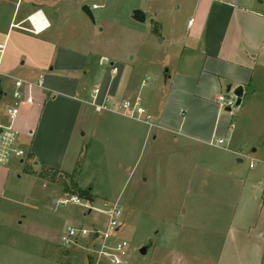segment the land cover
I'll return each mask as SVG.
<instances>
[{
	"label": "rangeland",
	"instance_id": "obj_1",
	"mask_svg": "<svg viewBox=\"0 0 264 264\" xmlns=\"http://www.w3.org/2000/svg\"><path fill=\"white\" fill-rule=\"evenodd\" d=\"M71 1L65 2L66 15L55 14L66 37L63 44L91 54L95 63L106 59L96 74L100 79V70L110 67L116 75L113 86L121 77L117 97L108 98L107 107L115 112L86 106L65 170L56 174L42 170L40 163L33 164L28 157L30 129H17L18 144L27 157L23 163L14 160L0 166V264H97L94 251L102 236L81 238L69 245L61 237L70 226L104 229V211L114 201L119 202L123 216L113 239L128 242L124 264H215L236 204L241 205L240 218L249 212H255L257 219L264 215V164L257 162L251 168L247 156L264 159V69L256 70L244 104L229 111L234 123L233 146L244 160L231 180L228 172L219 171L225 155L220 150L205 146L196 155L191 147L144 139L147 126L124 116L120 108L123 100L132 98H124L122 93L128 76L138 88L148 77L143 88L146 93L157 75L165 74L167 67L175 68V62L166 67L161 62L171 51L167 31L171 33L176 23L185 29L191 16L190 0ZM248 1L260 6V0ZM84 6L90 7L95 20L83 11ZM135 9L146 14L144 22L134 19ZM155 14L163 28L158 37L153 31ZM157 84L161 85V100L167 99L162 81ZM20 111L24 114L25 108ZM202 155L209 163L201 161ZM203 164L208 169L198 168ZM244 182L248 187L242 195L226 192ZM75 184L88 190L93 201L76 190ZM71 194L85 205L58 202ZM142 247H147L145 254Z\"/></svg>",
	"mask_w": 264,
	"mask_h": 264
},
{
	"label": "crops",
	"instance_id": "obj_2",
	"mask_svg": "<svg viewBox=\"0 0 264 264\" xmlns=\"http://www.w3.org/2000/svg\"><path fill=\"white\" fill-rule=\"evenodd\" d=\"M68 1L71 0H0V43L5 45L0 64L1 85L9 80L2 85L0 101L5 109L0 108L5 114L0 113V119L8 121L6 107L13 103L15 80L36 81L42 76L43 86L34 90L35 102L24 107V114L20 115L19 110L14 126L20 131L30 129L28 152L33 154L36 165L60 171L65 170L70 145L86 106L97 107L108 98H116L121 79L118 77L113 86L116 75L111 67L100 70V79L96 74L106 59L95 63L91 54L63 44L66 37L57 26L55 14L66 15ZM259 2L260 6L248 0H190L191 16L185 29L176 23L171 33L167 31L171 51L161 62L164 67L175 62V68L167 67L165 74L157 75L146 93L143 88L148 77L138 88L128 76L122 86L124 98L140 97L153 116L151 124L131 118L147 126L144 139L191 147L196 155L205 146L218 149L225 154L223 160L218 159L222 160L219 171L228 172L231 180L244 160L239 148L233 146L230 110L222 108L217 97L229 88L243 86V105L256 70L264 69V7L263 0ZM36 11L46 17L41 25L46 24V28L31 31L29 16ZM156 18L157 14L152 18V30L158 37L163 28ZM159 81L167 99L161 100ZM104 109L115 112L108 107L100 111ZM218 139L224 142L218 143ZM247 156L255 159L253 155ZM201 161L208 159L202 155ZM247 187L244 182L240 188L234 185L226 192L238 191L242 195ZM239 207L236 204L228 237L215 264H264V215L259 214L257 219L255 212H249L243 219Z\"/></svg>",
	"mask_w": 264,
	"mask_h": 264
},
{
	"label": "built area",
	"instance_id": "obj_3",
	"mask_svg": "<svg viewBox=\"0 0 264 264\" xmlns=\"http://www.w3.org/2000/svg\"><path fill=\"white\" fill-rule=\"evenodd\" d=\"M46 17L41 11H36L29 16V22L32 26L31 31H40L46 28ZM5 50V45L0 43V64L1 58ZM117 71V67L113 68ZM2 71L0 69V79ZM1 83V80H0ZM43 86V78L40 76L36 81L16 79L15 89L13 91V103L6 107L8 121L6 123L0 121V166H7L12 161L17 160L20 163L25 161L27 157L26 151L18 144V131L14 126V120L21 107L29 106L35 102L34 90L36 87ZM98 89L96 90V92ZM231 91V90H230ZM228 91L218 95L217 101L224 109H232L236 107L237 96L234 92ZM108 99L103 104L97 105L98 109L107 108ZM121 112L133 119L140 120L146 123L152 122L153 116L142 103L140 97L123 100L120 105ZM218 143H223V139H218ZM257 162H263L258 159L250 161V167L254 168ZM261 186L264 192V177L261 180ZM62 205L69 203L85 205L82 199L74 194L62 197L58 200ZM107 215V224L104 229L85 228L70 226L61 237L63 244H74L78 239L93 237L99 234L102 236V241L97 249H95V256L97 264L107 262L110 264H124L127 256L128 242L124 239L114 240V235L121 226L123 211L118 201H114L107 210L104 211Z\"/></svg>",
	"mask_w": 264,
	"mask_h": 264
},
{
	"label": "water",
	"instance_id": "obj_4",
	"mask_svg": "<svg viewBox=\"0 0 264 264\" xmlns=\"http://www.w3.org/2000/svg\"><path fill=\"white\" fill-rule=\"evenodd\" d=\"M83 11L92 19V20H95L94 19V15L92 13V10L90 9L89 6H84L83 7ZM133 17L134 19H136L137 21L139 22H144L146 20V14L140 10V9H135L134 12H133ZM228 91H230V88L228 89ZM234 93L236 94L237 96V103H236V106H240L241 105V102H242V96L244 94V87L243 86H239L235 89ZM3 95V89H2V85L0 83V98L2 97ZM230 110V109H229ZM141 253L145 254L147 252V247H142L141 248Z\"/></svg>",
	"mask_w": 264,
	"mask_h": 264
},
{
	"label": "trees",
	"instance_id": "obj_5",
	"mask_svg": "<svg viewBox=\"0 0 264 264\" xmlns=\"http://www.w3.org/2000/svg\"><path fill=\"white\" fill-rule=\"evenodd\" d=\"M28 157H29V159L32 160V159H33V154L28 153ZM33 164L36 165L35 162H34ZM40 167H41L42 170H44L45 172H53L54 174L60 172V170H57V169H54V168H51V167H47V166H43V165H41ZM75 189L78 190V191H80V192L83 191V190H81L80 188H78V185H77V184H75ZM83 193L85 194V197H86L87 199L93 201V197L90 195V193H89L88 190L83 191ZM83 193H82V194H83Z\"/></svg>",
	"mask_w": 264,
	"mask_h": 264
}]
</instances>
